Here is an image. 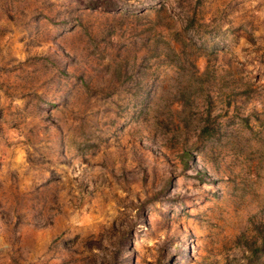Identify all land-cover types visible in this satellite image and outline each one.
I'll use <instances>...</instances> for the list:
<instances>
[{
	"label": "rangeland",
	"instance_id": "obj_1",
	"mask_svg": "<svg viewBox=\"0 0 264 264\" xmlns=\"http://www.w3.org/2000/svg\"><path fill=\"white\" fill-rule=\"evenodd\" d=\"M261 220L264 0H0V264H264Z\"/></svg>",
	"mask_w": 264,
	"mask_h": 264
},
{
	"label": "trees",
	"instance_id": "obj_2",
	"mask_svg": "<svg viewBox=\"0 0 264 264\" xmlns=\"http://www.w3.org/2000/svg\"><path fill=\"white\" fill-rule=\"evenodd\" d=\"M185 97H186V94L183 93L181 95V98L184 99ZM187 153H188V151H186V155H187ZM257 230L259 232V237L257 239V242H258V240L260 238V241H261L260 246H261V248L264 249V220H261V222L259 223V225L257 227ZM249 243L250 242H247V244H249ZM254 243H256V241Z\"/></svg>",
	"mask_w": 264,
	"mask_h": 264
}]
</instances>
